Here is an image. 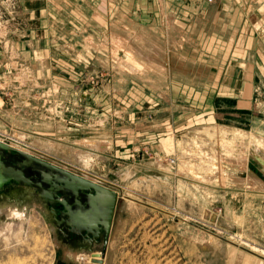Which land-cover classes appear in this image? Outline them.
Here are the masks:
<instances>
[{"label": "rangeland", "instance_id": "374dc122", "mask_svg": "<svg viewBox=\"0 0 264 264\" xmlns=\"http://www.w3.org/2000/svg\"><path fill=\"white\" fill-rule=\"evenodd\" d=\"M160 1L166 4V0H64V8L31 12L20 0H0V134L8 137L14 128L21 129L27 133L22 143L51 139L67 147L84 137L110 141L85 171L119 194L114 239L105 250L101 243L91 247L100 262L80 257L91 252L64 240L48 213L32 207L35 216L21 229L19 249L25 254L3 253L2 247L0 264L8 263V254L22 259V264H251V260L264 264L257 254L261 251L250 250L264 248V193L222 188L218 178L208 183L210 187L193 183L200 185L196 188L153 165L163 162L174 173L181 167V154L188 160L186 172L200 180L212 172L203 166L205 152L212 151L205 146L206 139L211 137L213 146L225 132L264 137V126L255 128L250 121L253 114L242 120L235 108L229 111L231 117L223 113L222 100L229 101L222 96L223 83L237 82L222 80L219 85L221 81L210 79L213 68L219 73L239 72L245 47L233 49L235 40L230 41L231 50L211 47L206 33V26L237 30L242 26L241 40L248 46L250 40L256 41L264 59V0L168 1L177 7V14L171 13L172 26L181 28L176 37L157 28L168 20ZM114 36L124 41L114 42ZM139 36L153 40V51ZM132 40L138 42L132 58L141 68L124 71L114 62L115 55L125 58L123 52L134 50ZM173 43L176 50L169 47ZM158 44L169 48H164L166 59ZM47 159L65 162L58 154ZM72 165L69 168L82 174L77 164ZM232 170L240 176L245 172L238 166ZM6 195L1 199L19 201ZM208 209L211 215L206 217ZM6 219L0 214V221ZM50 253L52 261L46 260Z\"/></svg>", "mask_w": 264, "mask_h": 264}, {"label": "bare ground", "instance_id": "6f19581e", "mask_svg": "<svg viewBox=\"0 0 264 264\" xmlns=\"http://www.w3.org/2000/svg\"><path fill=\"white\" fill-rule=\"evenodd\" d=\"M160 3H161V1H160ZM161 9H162V7H161ZM160 11H162V10H160ZM166 13H168V12H166ZM169 13H171V12H169ZM172 15L170 16V14H169V15L166 16L168 20H166L165 23H167L169 26H172L173 25V17H172ZM172 28H174V27H172ZM119 37L114 36L113 41L114 42L119 41V43H120V41L121 42L124 41L123 39H120L119 40L118 39ZM91 38H93V37H91ZM139 40H140V36H139ZM143 40L144 39L141 38L140 42L142 43ZM131 42L132 43H130V46L133 47L134 50H132L131 48H129V50H128L129 52H123V54L125 55V58H123V55L122 56H119L117 54L115 55L116 60L114 62L116 64L120 65V67L123 68L124 71H125V69H128L129 67H130L129 69H131L133 71L134 70H140V68H141L139 65H137L136 61L132 58V54L136 51V47H137V46H134V44H135L136 41L132 40ZM151 42H153V40ZM92 43H94V42H92ZM136 43H138V42H136ZM143 43H144V41H143ZM85 44H87V41H86ZM150 45H148V42H147V47L148 46L151 47ZM139 46H140V43H139ZM144 46H145V44H144ZM157 47H160V45L158 44ZM174 50H176V49H174ZM151 51H153L152 47H151ZM117 52H118V50H117ZM146 52H147V50H146ZM157 54L158 53H156V55ZM134 55H135L134 57H136V54H134ZM148 56L151 57V55H147V57ZM136 58H139V57H136ZM140 62H142V61H140ZM155 69H156V67H155ZM151 71H153V70H151ZM159 74H160V71H159ZM148 76H150V74ZM1 114H2V112H1ZM1 120H3V119H1ZM12 128H14V127H12ZM219 129H221V128H219ZM12 131L13 132L6 134L8 137H6L4 135H0V141L1 142L6 141L7 144H8V146H10L14 150H18V151H21V152H24V153H27V154H31V155L38 156L34 152L35 149H33V147H36V149H38L36 151H39V153H37V154H39L38 157L43 158V159H46L47 156L48 157L51 156V155H54L55 156V155L58 154L65 161V162L62 161V163L60 164L61 167L69 170L68 169L69 166H73L72 164H77L81 168V170L80 169L79 170L80 171L83 170L82 171L83 176H85L89 180H92V181H94L96 183H99L100 182V180L98 179L99 177H97L94 174L88 173L85 170H88L89 165L92 164V162L95 161V158L96 157L101 156L104 153V151L107 150V148L109 147V142L110 141L108 142V141H105L104 139L103 140H100V139L99 140H92V139H88V138L84 137V138H81L80 140H77L74 143L75 146H73V147L70 146V145H69L70 147H67L66 144H64V146H62V144L60 145L58 142H55L54 140H51V139L48 140L47 138H46L47 140L33 138V139H31V142L30 143H22V142H24V139L26 138L27 133L25 131L21 130V129H15V128ZM2 132L4 133V131H2ZM219 134H221V133H219ZM249 136H250V134H249ZM249 136L247 137L246 134H243V133L242 134H236L234 132L233 133L232 132H225L219 138L220 139L219 142L217 141V144H214L213 146H212V142L209 140L211 137H209V139H206L205 138L206 139L205 146L207 148H212L211 149L212 151H206L205 154L203 153L204 155H206L205 156L206 162H204L203 166L205 168H207V169H211L210 171H212V172L209 173V174H203L200 180L197 179V178H199V176H197V178L194 179V177H190V175L192 173L189 174L190 172H186L188 170L186 169L185 166L187 165L186 162L188 160L185 158V156H182L181 154L178 155V159L179 160H182L181 167L177 168L176 172H174V173H171V171L169 169L170 167H168V164H165L163 162H160V161L159 162H154L153 165H155V167H156L155 169H157L159 167L158 170L163 171L166 174H171V175H173L175 177H179V180L181 179L180 180L181 182H183L185 184H189L190 186H193V187H196V188H200V185L201 184H203L201 186L203 188H205L206 185L208 187H210L211 184L209 185L208 183L211 180H216L218 178V179H220L222 181V184H223L222 185L223 186L222 188H238V189H245V190H248V191H258V192L264 193V182H263V179H261L258 175H256L254 172L250 171V169H249V167H250V161L251 160H254L257 165L259 164V167L261 169V172L264 174V137L263 136H260L258 134H256V135H253L252 134V136H250V137ZM189 141H187V142H189ZM195 144H197V142ZM65 145H66V147H65ZM203 147H204V145H203ZM189 148H190V146H189ZM187 151H188V149H187ZM251 152L254 155L256 154L254 157H258L259 160H257L256 158L252 157L253 154ZM189 153H191V152H189ZM247 165H248V171L246 172ZM237 166H238V168L240 170L245 171L244 175H241L240 176V173L238 174L236 171L234 172V170H232V169H234V167H237ZM76 168H78V167H76ZM74 173L78 174L75 170H74ZM78 175H81V174H78ZM188 180H190V181H188ZM196 182H199L200 185L199 184H193V183H196ZM226 182H227L228 186H225V183ZM185 184H184V186H185ZM211 187H214V186H211ZM27 191H28V196H29L30 199H26L25 198V200L23 202L17 201V202L10 203L9 201L2 200L1 199L2 196H0V214H4L6 216V218H7L6 221H0V248H1V250H0V256H1V253H2V250L3 249H4V252L3 253L12 252L13 254H16V255L19 254L20 256H18V257H21V254H25V253H23V252L20 251L19 247L22 246V244H20L21 243V231H22L21 229H22V227H24L25 221L27 220V218L32 217V216H35L34 213H33L34 210L33 209L30 210V208L34 207V208H37L38 210L39 209H44L46 211V214L48 213V211L44 207V205L39 200H37V198H35L32 195V191L30 189H27ZM126 199H124V200L126 201ZM12 200L15 201V199H12ZM129 202H131V201H129ZM129 205L131 206V204H129ZM207 212H206L207 213L206 214V217H207L208 214L211 213L209 209L207 210ZM40 215L41 214L37 213L36 216L42 222H44L43 218ZM48 216L50 218L49 213H48ZM43 217H46L45 213H43ZM201 217H203V216H201ZM212 220H213V218H212ZM188 226H190V225H188ZM28 227H29V225H28ZM114 227H115V221L112 223V227H111V231H110V235H109V239H111V240L114 239L115 232L117 230L116 227L115 228ZM25 229H26V227H25ZM219 236H221V235H219ZM39 237L38 238L36 237V238L39 239ZM109 239H108V242H109ZM35 246H37V245H35ZM107 246H108V243H107ZM2 247H3V249H2ZM26 248H28V246ZM252 248H254V249H252ZM252 248H250L251 251L252 250H256V249L260 250L261 252L260 253H257V254L260 255V256H262L264 258V248H260V249L259 248H256V247H252ZM37 250H39V249H37ZM42 251H44V250H42ZM34 252H36V251H34ZM44 252H47V251H44ZM13 254H8L7 255V258H10V260L8 261L7 264H22V261H21L22 259L19 260V258H16V255H14V258H13V256H11ZM32 255H33V253H32ZM35 255H37V254L35 253ZM48 255L49 254H47V256ZM95 255H96V252L95 253L94 252H91L89 254L87 252L86 253H83V254H79L80 257L87 256V257L93 258L94 260H97V261L102 260V258H97V257H95ZM29 256L30 255L28 254V257ZM40 256H41V254H40ZM49 256H48L49 259L46 258V260L53 259L52 258L53 256L51 255V253H50ZM24 259H25V262H26V258H24ZM28 260H30V259L28 258L27 261ZM40 260L42 261L43 259L40 257ZM36 261H33V262H36ZM43 261H45V260H43ZM4 264H6V263H4Z\"/></svg>", "mask_w": 264, "mask_h": 264}, {"label": "water", "instance_id": "95a60500", "mask_svg": "<svg viewBox=\"0 0 264 264\" xmlns=\"http://www.w3.org/2000/svg\"><path fill=\"white\" fill-rule=\"evenodd\" d=\"M249 169L264 177L254 160ZM27 189L47 209L64 240L88 252L94 243L106 249L118 192L0 141V196L8 193L23 202L30 199Z\"/></svg>", "mask_w": 264, "mask_h": 264}, {"label": "crops", "instance_id": "0c3cea01", "mask_svg": "<svg viewBox=\"0 0 264 264\" xmlns=\"http://www.w3.org/2000/svg\"><path fill=\"white\" fill-rule=\"evenodd\" d=\"M168 1L172 2L173 4L174 3L178 4V3H180V0H166L165 1L166 4H163L161 2L162 4L160 5L161 7H163L162 8L163 10L168 12V13H166V15L170 14V16H171L172 12L175 13V15H176L177 14L176 5L173 6ZM20 4H22L21 6H23V4H25L26 9H32L31 12H33V10H35V9L38 10V9H42V8H48V9L51 7L52 8L53 7L54 8H57V7L64 8V0H20ZM170 6H173V9ZM169 12H171V13H169ZM172 17H173V15H172ZM165 24H166V26L157 27V28L160 29L161 32L166 33L168 35H170V33L174 34V37H176L177 31L180 34L181 28L179 26H169L168 27V24L167 23H165ZM137 27H139V26H137ZM172 27H174V28H172ZM199 27L200 26H196V28H199ZM240 27H242V26H240ZM240 27L237 30V26H206V33L208 35V38H211V47H213L215 44L216 48H222L224 50H226V49L231 50L232 47H230V41L235 40L236 42L233 45L234 46L233 49H236V47H238V48L245 47V50H246V53L241 52L239 55V57H240L239 62L241 63V66L243 67L239 70V72L234 73V74H230L229 71H223V73H219V71L216 68H213L212 71H210L211 74L213 75L210 79H212L213 82L215 80H218L219 82L221 81V83H219V85L222 84V80H225V81L234 80V81H236L237 83H234L232 81H231L232 83H230V84H228V83L224 84L223 83V85H226V88H223L224 90H223L222 96L224 94L225 96H227V98H229V101H225V99L222 100V110H223L224 115L226 113V114H228L229 117H231L232 113H229V111H233L234 108H235V110L237 109V111L239 112L238 116H240V118H242V120H245L247 114H253V115L249 116L250 121H252L254 123L255 128H260V126L261 127L264 126V59H263L262 55L258 54L259 53L257 51L258 44L256 41L253 42L250 40V42H249L250 46H248V43H245L243 40H241L243 38V35L239 31ZM142 28L144 29V28H150V27L142 26ZM149 31L151 34V30H149ZM190 32L191 33H189V34H193V31H190ZM196 32H197V29H196ZM145 33H146V31H145ZM193 35L195 37V34H193ZM147 36H148V34H147ZM141 38L144 39V41H147L149 43L148 45L151 44L150 46L152 47V49H154V45L151 42V40L149 39L150 37L147 38L148 40L142 36H141ZM174 40H175V42L176 41L178 42L177 38ZM259 45L263 46L261 42H259ZM171 46L174 49H176V44L173 43V45H170V48H171ZM179 46H181V44ZM158 48L157 49L159 50V52L160 51L164 52L163 57L166 59V57H167L166 53L167 52H165L164 48H168V47L164 46V47H158ZM248 49H250L249 52H248ZM159 55H160V53H159ZM231 56H232V53H229V58ZM244 75H245V77H244ZM213 85H215V84L213 83ZM225 90L229 91V94L226 93ZM210 91H211V88H208V93ZM214 95L215 94L213 93V96ZM219 106H220V104H219ZM216 109H218V108H216ZM57 165H59V164L57 163ZM59 166H61V165H59ZM68 169L74 172L73 169H70V168H68ZM81 175L83 176V174H81ZM263 176H264V174H263ZM260 178L263 179V181H264V177H260ZM106 186H108V185H106ZM108 187L113 188L110 186H108ZM256 193H258V192H256ZM113 221H114V218H113ZM254 256H256L258 258L260 257L258 255H254ZM255 261L251 260V264H253V263L257 264V262H255Z\"/></svg>", "mask_w": 264, "mask_h": 264}, {"label": "built area", "instance_id": "2783aa9c", "mask_svg": "<svg viewBox=\"0 0 264 264\" xmlns=\"http://www.w3.org/2000/svg\"><path fill=\"white\" fill-rule=\"evenodd\" d=\"M1 135V134H0ZM5 139V138H4ZM5 143H7L6 141H4ZM73 172V171H72ZM100 183V182H99ZM101 184H103V185H105L104 183H101Z\"/></svg>", "mask_w": 264, "mask_h": 264}]
</instances>
